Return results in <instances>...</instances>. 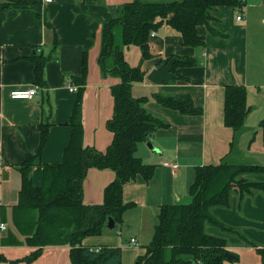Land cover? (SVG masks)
<instances>
[{"label":"crops","instance_id":"1","mask_svg":"<svg viewBox=\"0 0 264 264\" xmlns=\"http://www.w3.org/2000/svg\"><path fill=\"white\" fill-rule=\"evenodd\" d=\"M15 1L20 3L14 4ZM130 1L53 0L45 4L43 0H0V223L6 225L5 230H0V255L5 258L0 264H13L12 261L72 264L69 247L65 245L43 247L30 263L21 260L35 248L26 243L30 228L21 232L13 223L21 187L17 167L27 154L38 151L40 124H49V129L41 152L42 165L32 170L33 184L42 183L43 165L62 161L71 133L67 122L78 87L73 77L81 75L84 55L87 68L81 106L82 143L101 152L110 144L113 135L106 128L113 114L110 88L119 79L104 75L100 69L101 27L112 19L114 8ZM243 2L240 7H217L212 12L211 26L219 34H212L205 26L198 27V34L205 39L204 47L184 46L181 36L166 25L149 37L155 56L142 63L145 79L133 84L131 93L134 97L147 96L145 109L168 123V127L157 129L137 147L136 156L144 164L156 166L155 175L148 183L141 180L126 183L123 201L133 203L134 207L124 213L122 223L114 227L116 231L106 227L101 235L83 239L84 246L119 247L121 264H135L151 240L160 206L189 201V187L197 166L220 163L264 166V137L258 128L264 118V89L261 90L264 79L257 65L253 70L248 64V57L254 53L249 49V31L264 25V0ZM237 16L241 19L237 20ZM45 21L50 27H46ZM39 53L48 57L44 67L46 84L39 86L31 99H12V91L37 85L30 58ZM176 55L197 60L196 66L177 69L185 80L154 85L146 79L162 60ZM124 57L131 66L140 63L131 46ZM225 85H242L247 91L250 111L236 132L223 122ZM70 86L76 90L71 91ZM153 93L189 94L194 104L202 108V114L184 115L162 107L152 98ZM148 141L154 150L148 147ZM247 178L264 182V174ZM113 179L111 170L89 169L82 186L83 203L101 204L103 190ZM212 213L264 246V191L253 190L242 198L234 193L229 207H214ZM205 229L226 239V250L234 258L223 264H261L255 248L237 236L209 225ZM131 239L137 245L130 244ZM142 245L143 249H137Z\"/></svg>","mask_w":264,"mask_h":264},{"label":"trees","instance_id":"2","mask_svg":"<svg viewBox=\"0 0 264 264\" xmlns=\"http://www.w3.org/2000/svg\"><path fill=\"white\" fill-rule=\"evenodd\" d=\"M20 3L15 1L14 4ZM243 0H131L114 8L113 17L101 27V42L98 63L104 75L113 76L119 82L112 85L113 114L106 128L113 135L105 151L84 147L81 106L86 77V56H83L82 73L73 77L77 84L76 99L67 125L70 127L69 143L58 164L43 165L42 183L33 184L32 170L41 166L49 124H40L39 149L27 154L17 167L21 175L18 203L13 223L27 232L26 243L35 250L22 258L34 261L45 246H68L72 264H121L119 247H100L98 250L84 246L83 239L99 236L111 218L115 225L122 223L124 213L134 207L123 201V186L141 180L148 183L155 175L156 166L144 164L136 156L138 144L147 140L157 129L168 123L148 112L144 105L147 96L134 97L132 85L145 79L142 63L154 58L149 42L150 32L166 25L176 31L187 47H204L205 39L198 34V27L205 26L212 34H219L211 26L212 12L217 7H240ZM46 27L50 24L45 21ZM120 40L117 42L116 35ZM53 46L57 37L53 35ZM135 46L140 51V63L131 66L124 57L123 47ZM175 58L172 72L176 76L168 80H185L177 71L180 67L197 65V60L188 56H171L158 65ZM34 80L38 86L46 84L44 67L48 57L34 54ZM152 98L162 107L176 110L184 115H200L202 108L196 106L189 94L164 95L153 93ZM247 91L242 85L224 87V126L236 132L242 128L250 111ZM264 137V118L258 124ZM111 170L114 179L103 190V201L98 205H86L82 201V186L89 169ZM264 174V166L243 164H207L195 168V178L189 187L186 203L162 205L156 216L150 242L145 253L135 264H223L226 260V239L206 232L207 225L222 233L235 235L246 245L255 248L264 264V246H259L238 229L224 224L213 215L214 207L227 208L231 195L242 198L253 190L264 191V182L247 178L248 175ZM5 258L0 255V261ZM17 261H12L16 264Z\"/></svg>","mask_w":264,"mask_h":264},{"label":"rangeland","instance_id":"3","mask_svg":"<svg viewBox=\"0 0 264 264\" xmlns=\"http://www.w3.org/2000/svg\"><path fill=\"white\" fill-rule=\"evenodd\" d=\"M144 1H172V0H144ZM264 34V25H259L256 28L252 27L249 31V49L251 52H254L251 54V56L248 57L249 62L251 65V69L255 70V67L257 65V70L261 71V77L264 79V36L261 37ZM117 42L119 43L120 36L119 33L116 35ZM133 48V51L135 53L136 57H140V51L137 47L131 46ZM128 47H123V51L125 52ZM257 58V60L255 59ZM262 61V62H261ZM260 80V78H258ZM264 89V83L261 87V90ZM116 228H119L117 226ZM127 230L126 228H124ZM116 231V229L112 230ZM144 245L137 247V249H143ZM135 262V261H134Z\"/></svg>","mask_w":264,"mask_h":264},{"label":"water","instance_id":"4","mask_svg":"<svg viewBox=\"0 0 264 264\" xmlns=\"http://www.w3.org/2000/svg\"><path fill=\"white\" fill-rule=\"evenodd\" d=\"M175 61L176 59L172 58L166 64H162L156 67L155 69L150 71V73H148V75L146 76V79L154 85H160L163 83H167L168 80L174 79L176 76L172 72V67ZM147 145L151 150H154V147L152 146L151 141H148ZM114 227H115L114 221L111 218H109L107 222V228L112 230L114 229ZM225 257L228 260H230L231 258H234V256L229 254L228 252L225 253Z\"/></svg>","mask_w":264,"mask_h":264},{"label":"built area","instance_id":"5","mask_svg":"<svg viewBox=\"0 0 264 264\" xmlns=\"http://www.w3.org/2000/svg\"><path fill=\"white\" fill-rule=\"evenodd\" d=\"M43 2L45 4H49V3H52L53 0H43ZM236 19L237 20H240L241 19V16H237ZM154 35H155V31H151L150 32V36L153 37ZM38 89H39V86L38 85H34L33 87L28 88V89H18V90H14V91H12L10 93V97L12 99H31L35 94H37ZM69 89L71 91H75L76 90L72 86H70ZM173 167L176 168V165H173ZM5 229H6V225L4 223H0V230H5ZM130 244L137 245V241L135 239H131L130 240ZM98 249H95V250H98Z\"/></svg>","mask_w":264,"mask_h":264}]
</instances>
